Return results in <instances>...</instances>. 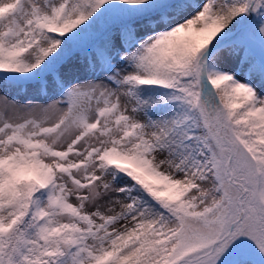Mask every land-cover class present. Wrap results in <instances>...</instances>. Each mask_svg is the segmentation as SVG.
<instances>
[{"label": "snow or ice", "instance_id": "6c2138e0", "mask_svg": "<svg viewBox=\"0 0 264 264\" xmlns=\"http://www.w3.org/2000/svg\"><path fill=\"white\" fill-rule=\"evenodd\" d=\"M0 264H264V0H0Z\"/></svg>", "mask_w": 264, "mask_h": 264}]
</instances>
